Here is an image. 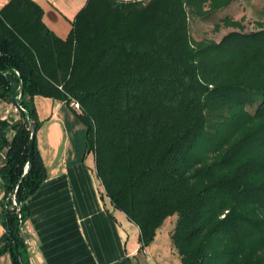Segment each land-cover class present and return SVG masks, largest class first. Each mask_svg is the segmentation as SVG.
<instances>
[{
  "label": "trees",
  "instance_id": "trees-1",
  "mask_svg": "<svg viewBox=\"0 0 264 264\" xmlns=\"http://www.w3.org/2000/svg\"><path fill=\"white\" fill-rule=\"evenodd\" d=\"M236 1L88 0L65 40L32 0L0 11V99L23 108L20 120H0V256L28 264L21 228L47 178L34 102L42 96L86 126L104 194L140 228L142 248L177 214L171 241L182 264H264V23L248 33L222 18L234 31L220 42L197 41L190 28L191 17Z\"/></svg>",
  "mask_w": 264,
  "mask_h": 264
},
{
  "label": "crops",
  "instance_id": "crops-1",
  "mask_svg": "<svg viewBox=\"0 0 264 264\" xmlns=\"http://www.w3.org/2000/svg\"><path fill=\"white\" fill-rule=\"evenodd\" d=\"M11 0H0V11ZM44 10L43 21L60 39H67L71 23L88 0H32ZM135 1V0H119ZM141 1V0H137ZM42 126L37 144L47 178L28 201L23 224L28 264H180L172 241L165 257L154 242L142 248L140 228L116 210L97 177L94 154L87 153L86 129L65 102L37 96L34 99ZM13 101L0 99V120L14 123L21 112ZM9 139L13 137L7 131ZM5 154L0 152V168ZM6 196L0 174V212ZM171 238V234H170ZM8 239L0 220V248ZM0 264H12L10 254Z\"/></svg>",
  "mask_w": 264,
  "mask_h": 264
},
{
  "label": "rangeland",
  "instance_id": "rangeland-1",
  "mask_svg": "<svg viewBox=\"0 0 264 264\" xmlns=\"http://www.w3.org/2000/svg\"><path fill=\"white\" fill-rule=\"evenodd\" d=\"M225 17H230L235 21H242L245 32L256 31L259 29V24L264 23V0H237L216 16L207 19L191 17L190 28L192 37L197 41L213 40L220 42L227 34L234 31L233 28H227L221 24L220 19ZM218 24L221 26L220 29L216 28ZM84 127L86 129L85 125ZM177 222L178 215L176 214L168 218L159 230L157 249L163 250L166 259H169V257H167L165 245L171 241L170 234L175 229ZM176 257H180L177 251Z\"/></svg>",
  "mask_w": 264,
  "mask_h": 264
},
{
  "label": "water",
  "instance_id": "water-1",
  "mask_svg": "<svg viewBox=\"0 0 264 264\" xmlns=\"http://www.w3.org/2000/svg\"><path fill=\"white\" fill-rule=\"evenodd\" d=\"M35 137H36V132L33 130L32 131V143H31V152H30V163L33 162L34 159V152H35ZM16 248V253L20 256V252L17 248V246H15Z\"/></svg>",
  "mask_w": 264,
  "mask_h": 264
},
{
  "label": "built area",
  "instance_id": "built-area-1",
  "mask_svg": "<svg viewBox=\"0 0 264 264\" xmlns=\"http://www.w3.org/2000/svg\"><path fill=\"white\" fill-rule=\"evenodd\" d=\"M72 107L75 108L76 110H80L81 109L80 104L77 103V102L72 103ZM16 110H23V108H22L21 105H18ZM12 200H13V205L15 207H18V203H17V201H16L14 196H13ZM20 218H21V216H20ZM21 230H23V225H22Z\"/></svg>",
  "mask_w": 264,
  "mask_h": 264
}]
</instances>
